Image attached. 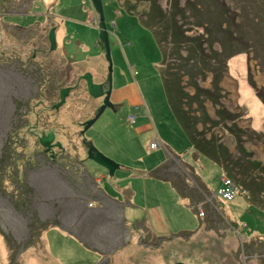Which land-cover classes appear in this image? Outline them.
<instances>
[{
	"label": "rangeland",
	"instance_id": "obj_1",
	"mask_svg": "<svg viewBox=\"0 0 264 264\" xmlns=\"http://www.w3.org/2000/svg\"><path fill=\"white\" fill-rule=\"evenodd\" d=\"M24 1L0 0V26L7 29L0 34V264H264V171L253 174L249 164L262 155L264 165V146L259 144L264 140V103L257 93L264 96V0H178L185 9L175 18L187 35L206 37L207 62L183 58L187 46L200 52L193 41L178 48L159 43L164 39L161 23L144 20L149 7L143 2L130 11L125 0H101L109 32L113 106L105 107L84 131L82 122L93 115L100 98L88 93L81 74L89 72L95 83L107 75L97 22L87 21L97 12L90 0H33L30 10L19 12ZM156 1L170 16V0ZM46 10L56 16L46 19L45 29L58 25L52 49L42 29ZM34 20L38 25L29 28ZM13 22L17 26L9 28ZM225 24L231 34L223 30ZM21 43L29 47L30 63L12 58L11 49L21 52ZM12 69L22 82L7 81ZM130 82L136 92L121 101L119 88ZM24 85L26 99L11 93ZM67 85L73 87L54 108L60 88ZM212 85L220 102L212 99L215 92L209 98L196 91V86ZM219 107L252 132L241 136L250 151L246 155L221 123L211 124ZM129 113L137 115L134 123L128 122ZM193 115L192 126L203 139L212 136L224 145L221 158L227 157L237 187L228 201L214 193L225 174L222 163L211 161L187 136ZM41 132H52L63 145L54 159L39 142ZM154 138L159 146L151 149L148 143ZM84 139L123 165L108 175L123 194L108 183L100 187L116 203L125 234L107 250L92 248L78 220L93 228L96 216L103 219L93 214L100 200L89 189L90 172L82 168L103 167L87 153L79 157L86 150ZM198 204L204 215L198 214ZM109 224L119 231L118 225ZM253 242L255 249L250 250Z\"/></svg>",
	"mask_w": 264,
	"mask_h": 264
},
{
	"label": "trees",
	"instance_id": "obj_2",
	"mask_svg": "<svg viewBox=\"0 0 264 264\" xmlns=\"http://www.w3.org/2000/svg\"><path fill=\"white\" fill-rule=\"evenodd\" d=\"M127 1V4H128V10L131 11V9H135L136 7L134 6V4L136 5H139L140 2H143V5H148L147 7H149V10L148 12L146 13V16H145V19L146 22L148 23H153L154 21H159L161 23V31L162 34L164 35V39L159 41V43H164L165 45H167V43H173L176 45V47L178 48L179 46L182 47L183 45H188V42L189 41H193L195 43L196 46H198V48H200V52H194L189 46H187V48H189L187 51V56L186 57H183L185 58L186 60L189 61V59H197V61L199 60V62H207V60H210V59H206L205 56H208L209 52L205 51V46L202 44L206 37L201 35V37H197L198 35H190V34H186L185 32V28L182 27V24L180 22H178V18H175V13L177 11H183V9H185L184 5H180L178 3V0H170L171 2V6L173 9H171V14L170 16H167V10L165 11L164 9H162V7L159 5V3H157L156 0H125ZM131 2V3H130ZM188 2V0H185V4ZM223 4H225V1H223ZM228 15V13H226ZM107 23V22H106ZM197 24L200 25V22L198 21ZM207 27V26H206ZM223 30L227 33H230L231 30H229V26H227L226 24L224 26ZM208 28V27H207ZM231 34V33H230ZM229 35V34H228ZM167 38H169V40H167ZM234 37H231L230 39H232ZM158 39H161V38H158ZM229 39V40H230ZM165 40V41H164ZM97 41L99 43H101V41L97 38ZM212 39H211V44H212ZM169 43V44H170ZM224 43H226V39H224ZM103 44V43H102ZM175 47V48H176ZM185 48V46L183 47ZM235 52H239V50H236V51H232L231 53L229 52V54H226V56H231L233 53ZM211 54H209L210 56ZM198 56V57H196ZM211 57V56H210ZM199 58V59H198ZM226 59V58H225ZM223 60L224 63L226 60ZM196 61V62H197ZM213 68H215V66L211 65ZM216 70V69H215ZM217 86V85H216ZM197 89L196 91L199 92L200 94H204L206 95L207 97H213L212 94L215 92L216 96H214L212 99L215 100V102H220L218 100V97H217V92L215 90V86L212 85V87L209 89V88H202L200 86H196ZM181 91H184L185 94H186V91L182 89V87L180 88ZM214 90V91H213ZM197 92H194L192 93L191 95L189 94V97L191 99V97L197 93ZM260 96V98L263 99V103H264V96L259 92H257ZM196 96V94H195ZM217 115H218V118L216 119H210V122H212L211 124H220L221 123V127L223 128V130H225L227 133L230 134L232 140L234 141V145H236V147L238 148L239 152H241L242 154H247L248 151L247 149L244 148V146H242L241 142L243 140V138L241 137L242 134L246 133L247 136H253L252 135V132L249 131L248 129H245L243 130L242 127L238 126L237 123L235 122L236 119H235V114L233 115V113L226 109V108H222V107H219L217 108ZM180 119V117H178ZM195 121V116L193 115V120L191 123V132L188 131L189 134H187L188 137H191V141L192 143H194V145L201 149V151H203V153H206L210 160L211 161H215L217 160L218 162L222 163L221 166L223 168V173H225V176L228 175V176H231L233 174V170L230 166H228L226 160H227V157H222L221 158V154L224 153V155H226L223 151V146L221 144V142H218V141H213L212 136L208 137V138H202V136H200L199 134V131L200 129H194V127L192 126V124L194 123ZM223 121V123H222ZM230 121V122H229ZM180 122L181 123H184L181 119H180ZM229 122V123H228ZM186 123H184V127L187 129L188 126L185 125ZM196 131V132H193L192 131ZM195 134H198V136H195ZM263 136H264V132H262ZM257 136V138H260L259 135H255ZM261 142L262 144H264V140L261 138ZM251 162L249 163L250 166H251V170L250 172L254 174V171L256 172H259L261 173V171H264V165L263 163H261L259 161V159H251L250 160ZM258 173V174H259ZM164 177V176H163ZM264 180V179H263ZM177 184V183H176ZM260 184V183H259Z\"/></svg>",
	"mask_w": 264,
	"mask_h": 264
},
{
	"label": "crops",
	"instance_id": "obj_3",
	"mask_svg": "<svg viewBox=\"0 0 264 264\" xmlns=\"http://www.w3.org/2000/svg\"><path fill=\"white\" fill-rule=\"evenodd\" d=\"M49 1L47 0V3ZM58 1L59 0H55V2L59 3ZM15 2H17V0H15ZM13 8H15V6ZM19 12H22V11H19ZM57 15L58 16H61L62 13H61V15H59V13H58ZM95 15H96L95 12L89 14L88 15V18H87V21H90V20L91 21L92 20L94 21V20H96L95 19L96 18ZM52 16L55 17L56 15L54 13H52L51 17ZM53 24H55V23H53ZM55 26H56V29H57V26L58 25L55 24ZM119 89H120V95H121L120 96V100L121 101L122 100H128V97L130 95H132V93H135L136 92V88H135L134 84L131 83V82L128 83V84L124 83L123 85L120 86ZM136 116H135V121H136ZM250 120H252V119H250ZM250 123H251V121H250ZM248 126H249V129H251L250 124ZM154 139H156V138H154ZM259 144L261 146H264V144H262L260 142H259ZM173 156L176 157V155H173ZM79 157H82V158L85 157V152H84V154L79 155ZM79 157H77L78 160H83V159H79ZM262 157L263 156L261 155V156H259L257 158L259 159V158H262ZM257 158H255V159H257ZM94 163H96V162H94ZM80 164H82V161L80 162ZM96 164H98V163H96ZM121 166H123V165H120V163H119V168ZM82 168H84L83 170H88L90 172V174H91L90 175V180L91 181L89 183V189L90 190L91 189L93 190L92 193H93V195H95L96 200H97V198H98V200H100L97 204H95L96 206H93L95 209H97V211L99 210L100 212L98 211V212H95L93 214L94 215L100 214L103 217V219H101L100 216H96V220L92 223L93 225L96 224V226L93 227V228L90 226V224H89L90 222L83 221V220L80 219V217H78V220L81 221V225L82 224L85 225V226H82V229L85 231L84 234L87 236L86 239H89L90 240V243H92L91 244L92 248L107 250V247L111 246L120 236H124L125 234H124L123 226L120 223L121 221L118 220V218L116 217V211H117L116 210V203L114 202L113 199H110V197L106 196V194L104 195L103 190L100 187L102 185H107V183H108L111 187H113L115 189L114 191L116 193H121V194L124 193L123 192L124 189H122V190L121 189H118V188H116L113 185V180L114 179L112 177L110 178V176H108L109 175L108 172H107L108 169H106L105 167L98 169V168H94L93 166H89V167H86L85 166L84 167V165H83ZM84 201H86V200H84ZM101 201H103V202L106 201L107 202V208L105 207V205ZM79 203H78V206H79ZM111 203L112 204L114 203V206H112ZM159 207L162 208L160 205H159ZM174 209H176V208H174ZM162 210L164 212L166 211V209H164V208H162ZM85 216L83 218H85ZM109 217H111V218H109ZM110 222H112V224L115 223L116 227L118 225L120 227L119 231H112V229L110 228L111 225L109 224ZM85 228H86V230H85ZM147 230L149 232H151V229L146 228L145 231H147ZM255 246H256V242H253V244L251 245V247H249L250 250L251 249H255ZM251 254H254V251H252Z\"/></svg>",
	"mask_w": 264,
	"mask_h": 264
},
{
	"label": "water",
	"instance_id": "obj_4",
	"mask_svg": "<svg viewBox=\"0 0 264 264\" xmlns=\"http://www.w3.org/2000/svg\"><path fill=\"white\" fill-rule=\"evenodd\" d=\"M90 2H92V6L94 8V10L97 12L96 15V25L98 27V39L101 41V43H103V49H104V53H105V58L107 60V75H106V81H107V88L105 90H103V83L102 82H96L92 80V75L89 72H83L81 74V77L84 79L85 84H86V89L88 91V93L92 96H104L102 98V102L98 105L99 107H97L96 111L94 112V114L90 117L87 118V120L85 119L82 124H83V129L82 131H84L85 129H88V127L95 121L96 118H98V116L100 115V113L103 111V109L105 107L108 106H113L111 100L109 99L110 96V91H111V56H110V43H109V35H108V30L106 28V22L104 19V13H103V7H102V3L103 1L101 0H90ZM48 40L50 43V48L52 49L55 45V34H54V29L53 27H51V29H49L48 31ZM73 86L71 85H67L62 88H60V93H59V98L55 104H53L54 108L57 107L58 105H60L63 100L65 99V95L67 94L68 90L70 88H72ZM53 139V133L52 132H47L46 134L44 132H41L40 136H39V142L42 145L47 146V144L52 141ZM58 145H60L59 142H57ZM87 153V157L88 159H93L94 162L98 163L99 165L105 167L108 172V174L111 176V174L113 173V171L115 169H117L119 167V163L117 161H115L113 158H109L106 154H104L102 151L98 150V148L89 141V145L87 147L86 150ZM169 264H187V262H183V261H174L171 262ZM190 264V263H189Z\"/></svg>",
	"mask_w": 264,
	"mask_h": 264
},
{
	"label": "flooded vegetation",
	"instance_id": "obj_5",
	"mask_svg": "<svg viewBox=\"0 0 264 264\" xmlns=\"http://www.w3.org/2000/svg\"><path fill=\"white\" fill-rule=\"evenodd\" d=\"M43 1V0H42ZM18 2H19V0H17V4H18ZM26 2H28V3H26ZM54 3H55V1H53ZM52 2V3H53ZM57 3V2H56ZM55 3V4H56ZM2 4H3V2H0V5L2 6ZM33 4V0H25L24 1V7L21 9V11L23 12V13H25L26 11H28V9L30 10V8L33 6L32 5ZM6 5V4H5ZM8 5V4H7ZM9 7H11V6H9ZM27 7H28V9H27ZM31 12V11H30ZM42 14V12H41V10H40V12H39V14ZM52 13H54L53 11L51 12V14ZM46 16H44V19L42 20L43 21V26H42V29H45V23H46V19L47 18H49L50 16H51V14L49 13V11L48 10H46ZM34 22H35V24H32L31 25V23H30V25H28L29 26V28H33V27H36V24L38 25V22L36 21V20H34ZM8 24V23H7ZM40 24V23H39ZM10 25V26H9ZM24 26H22V27H25V25L26 24H23ZM8 26H9V28H11V27H16L17 26V23H9L8 24ZM1 28H2V26H0ZM20 27V26H19ZM51 27H53V29H54V31L56 30V26H55V24H53V23H51V24H49V26H47L46 27V29H45V31H46V35L49 37V35H48V31H49V29H51ZM6 28V27H5ZM7 30V29H6ZM6 30L4 29V28H2V30H0V34L1 33H3V32H6ZM13 34H14V31H10V33H9V36H11V37H13L14 38V40H15V38L16 37H14L13 36ZM48 37H47V40H48ZM24 41V40H23ZM49 41V40H48ZM22 45V46H21ZM21 45H19V47L21 46L22 48L20 49L21 50V52H18V49H15L14 47L11 49V51L14 53L13 54V56H12V58H14V60H16V61H20V63H24V64H27V63H30L31 61L29 60L30 59V57H29V54H28V48L29 47H27L26 48V44H24V43H21ZM25 46V47H24ZM32 47H35V46H32ZM2 70V69H1ZM17 72L18 71H16L15 69H12V70H9V78H7L8 80V82L9 83H14V85L16 84V83H18V81H20V82H22V79H20V78H17ZM0 73H1V71H0ZM21 77L23 78V75H21ZM80 78H82V77H80ZM83 80V79H82ZM19 82V83H20ZM101 82V81H100ZM102 83H103V90H105L106 88H107V81L106 80H104V81H102ZM72 86V85H71ZM26 89H25V85H24V89L23 88H15V89H13V91H11V93L12 94H14L16 97H20V96H22L23 97V99H26V91H25ZM97 97H99L100 98V103L102 102V98L104 97L103 95L102 96H97ZM1 98V97H0ZM13 99V98H12ZM99 103V104H100ZM98 104V105H99ZM2 110H1V107H0V115L2 114ZM94 114V113H93ZM81 123V122H80ZM82 126H83V124H82ZM81 133V132H80ZM55 138H53L52 139V141H50L48 144H47V146H45V145H42V148H43V150L44 151H46V156L48 155L50 158H52V159H54V156H55V154H56V152H57V150L58 151H61L62 149H63V145L61 144V145H58L57 144V141L58 140H54ZM85 140V139H84ZM84 140H82L83 141V144H82V146H84V148L87 150V147H88V145H89V141H86L85 140V142H84ZM42 150V151H43ZM86 150H85V154H86ZM43 153V152H42ZM44 154V153H43ZM93 160V159H92ZM84 169V168H83ZM85 171V173H87L88 172V170H84ZM83 180H85V181H89L88 180V177L87 176H83Z\"/></svg>",
	"mask_w": 264,
	"mask_h": 264
},
{
	"label": "built area",
	"instance_id": "obj_6",
	"mask_svg": "<svg viewBox=\"0 0 264 264\" xmlns=\"http://www.w3.org/2000/svg\"><path fill=\"white\" fill-rule=\"evenodd\" d=\"M91 21V20H90ZM93 23V20L91 21ZM135 114L129 113L127 120L128 122H134L135 121ZM148 146L152 149L155 148L158 145V141L156 139H152L149 141ZM219 185L217 186L216 191L214 192L215 195L220 196L223 199H226L228 201L229 199L233 198L234 195H236L237 187L236 183L233 182V180L230 178V176L223 174L219 178ZM198 214L204 215V212L202 210V206L198 205Z\"/></svg>",
	"mask_w": 264,
	"mask_h": 264
},
{
	"label": "bare ground",
	"instance_id": "obj_7",
	"mask_svg": "<svg viewBox=\"0 0 264 264\" xmlns=\"http://www.w3.org/2000/svg\"><path fill=\"white\" fill-rule=\"evenodd\" d=\"M101 166V165H100ZM103 167V166H102Z\"/></svg>",
	"mask_w": 264,
	"mask_h": 264
}]
</instances>
